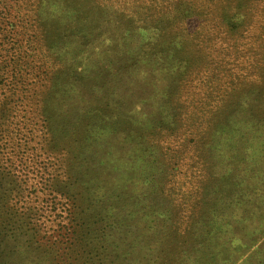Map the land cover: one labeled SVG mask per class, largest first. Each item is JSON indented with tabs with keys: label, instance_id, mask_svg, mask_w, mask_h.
<instances>
[{
	"label": "rangeland",
	"instance_id": "obj_1",
	"mask_svg": "<svg viewBox=\"0 0 264 264\" xmlns=\"http://www.w3.org/2000/svg\"><path fill=\"white\" fill-rule=\"evenodd\" d=\"M4 79L0 264H264V0H0Z\"/></svg>",
	"mask_w": 264,
	"mask_h": 264
},
{
	"label": "trees",
	"instance_id": "obj_2",
	"mask_svg": "<svg viewBox=\"0 0 264 264\" xmlns=\"http://www.w3.org/2000/svg\"><path fill=\"white\" fill-rule=\"evenodd\" d=\"M20 74V73H19ZM0 183L3 182L4 179V166L3 162L6 163V154H4L3 151L6 150L7 145V139L8 136H4L5 133L10 132L14 133L16 131L20 132V127L18 128V125L15 124V108L17 106V103L19 102L18 99L14 100V96L17 97V86L14 85L13 80H9L6 82V79L0 82ZM2 90V91H1ZM18 112V111H17ZM16 112V113H17ZM7 160V159H6ZM8 162V160H7ZM16 177L12 178L10 181L15 179ZM2 200L6 199L8 200L7 203H2L1 209L3 215L9 216V219L14 217H18L17 213V204L19 203V193H11L6 194ZM69 229H64L62 233V237H65L66 239L70 235L68 232ZM69 239V238H68ZM67 239V240H68ZM53 245V244H52Z\"/></svg>",
	"mask_w": 264,
	"mask_h": 264
}]
</instances>
